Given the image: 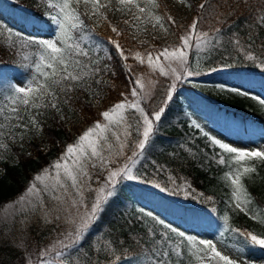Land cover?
Returning <instances> with one entry per match:
<instances>
[{"label":"snow or ice","instance_id":"6c2138e0","mask_svg":"<svg viewBox=\"0 0 264 264\" xmlns=\"http://www.w3.org/2000/svg\"><path fill=\"white\" fill-rule=\"evenodd\" d=\"M234 2L237 6L241 3L248 5L249 0H234ZM114 3L115 7H113ZM177 3L189 9L193 7L189 0H177ZM46 4L48 8L55 10V14L49 13L51 23L56 27L53 38L26 36L19 32L13 33L11 28L7 29L9 38L14 35L36 48L33 53L35 59L24 56L25 60H30L28 66L34 67L31 78L23 85H10L2 93L7 103L0 106V118L6 123H0V129L6 128L9 132L13 128L19 129L13 139L18 136L21 141L29 132L35 134L43 132L45 121L40 118L46 117L49 111L54 113L53 118L58 116L60 120L67 121L69 117L65 113V108L69 111L73 110V101L77 98L75 93L78 90L99 97L100 92L93 89L92 85L102 83L110 85V81L104 80L102 73L111 72L115 75L112 66L107 63L112 60L108 47L102 42L91 40L92 29L85 23L83 17L95 18L97 24L107 22L116 37H120L124 33L109 20L108 12L127 15L130 18L123 20V23L134 29L136 34L132 36L133 39H138L140 32H148L149 26L152 30L158 29L167 35L169 27L177 23L172 15L161 11L160 0H46ZM81 4L85 6L84 12L78 10ZM226 6L231 9L227 0H223V3L221 0H201L196 6V15L180 35V43L175 46L169 45L157 49L154 45H150L152 50L145 49L143 53L139 50L133 52L122 47L118 39L108 37L107 44L115 49L127 69L128 79L132 85L128 95L121 93L123 99L102 111L101 120L93 122L73 143L67 144L62 155L50 168L38 174L35 182L26 190V194L16 201V204L22 206V210L32 212L39 210L45 223L56 224L57 227L63 223L65 226L57 240L40 254L41 257H48L51 253H55L50 264L57 262L80 264L79 261H72L70 257L81 254V249L88 241L93 226L116 195L121 179L138 178L133 174V169L144 157L154 134L155 125L164 115L167 102L172 100L176 82L184 76L191 77L197 74L191 70L190 64L193 49L196 59H199L201 52L223 47L222 28L209 25L208 30L205 31L203 25L209 23L210 19H214L217 24L226 23L225 16L234 14L231 11L225 13L221 10ZM253 11L255 14L252 23L248 26L246 41L238 33H232L227 43L237 53L243 54L245 59L255 62L259 57L252 51L255 44L252 30L264 27V3L257 5ZM85 29H88L87 35L84 34ZM158 38L153 36V39ZM86 40L94 45L92 48L94 53L103 52L104 55L90 56L89 51L82 46ZM138 42L141 45L149 43L144 39H139ZM10 46L14 47V43H10ZM260 47L261 55H264V43H261ZM130 57L140 65H147L150 73L158 72L164 77L172 78L165 101L154 112L146 110L143 102L151 99L157 81L151 79L148 72L133 71V66L127 63ZM260 66L264 67V60L260 61ZM228 90L238 95H249L248 92L237 88ZM128 96L135 99H129ZM252 99L264 105V99L257 96H253ZM192 123L196 128L201 129L198 123L195 121ZM133 133L136 134L135 138ZM203 134L220 150L213 155L216 163L226 164L229 167L223 180L231 189L229 202L231 210L233 212L239 210L264 225V215L261 214L264 209L255 213L250 210L249 205L253 204V197L243 182L244 178L251 179L252 174L257 173L258 164L264 165V148L242 149L210 136L207 132ZM3 135V131H0V137ZM0 148L8 150V144L3 139H0ZM2 156L3 153L0 152V158ZM169 179L175 183L174 177ZM37 182L42 187L38 186ZM156 186L160 187L158 184ZM177 187L181 188L179 185ZM191 187V184L185 181V186L181 190L188 195ZM194 198L201 199V202L213 199L211 196H204L203 193ZM139 211L163 229L162 231H157L154 227L147 229L146 234L151 239L149 247L145 248L141 245L146 259L140 261V264H185L183 259L185 256L186 264H250L235 252H229L225 243L226 233L230 234L231 238L240 240L241 243L264 248V233L255 234L247 229L233 227L228 213L221 218L223 221L222 229L219 231L221 239L213 240L189 235L166 223L152 212L145 213L144 209ZM172 234L179 239H175ZM123 243L124 241L119 242L121 245ZM136 243H141L139 238ZM218 244L221 247H218ZM94 250L96 253L113 256L116 261L121 259L120 255H117L118 248L114 247V242L104 237L95 242ZM88 264H100V262L89 261Z\"/></svg>","mask_w":264,"mask_h":264},{"label":"trees","instance_id":"16d2710c","mask_svg":"<svg viewBox=\"0 0 264 264\" xmlns=\"http://www.w3.org/2000/svg\"><path fill=\"white\" fill-rule=\"evenodd\" d=\"M45 2L46 0H0V17L22 28L26 36H33L30 32H49L54 24L46 14ZM189 2L193 7L189 9L191 13L189 20L185 21L182 15L176 12L171 0H160L161 11L172 15L177 22L175 26L169 27L170 34L179 37L192 22L196 15V6L201 0H189ZM221 2L223 3V0ZM261 3H264V0H249L248 5L241 3L237 6L234 0H227L231 9L226 6L221 10L225 13L231 11L234 14L225 16L226 23L217 24L214 19H210L209 23L203 25L205 31L208 30L209 25L221 27L224 37L223 47L207 50V57L203 62V72L208 71L207 77L210 80L258 89L264 95V67L260 66V61L264 60L260 47L261 43H264V27L252 30L255 40L252 51L259 57L255 62L245 59L243 54L237 53L227 43L232 33H238L246 41L248 26L252 23L255 14L253 10ZM79 11L84 12L82 8ZM108 17L123 31L122 36L116 37L107 22H103V28H99L91 19L83 18L92 29L91 40L104 43L112 55V60L107 63L112 66L115 75L111 72L102 73L104 80L110 81V85L103 83L92 85L93 89L100 92L99 97L78 90L75 93L77 98L73 101V110L69 111L65 108V113L69 117L67 121L60 120L58 116L53 118L54 113L49 111L46 117L40 118L45 121L41 134L31 132L22 141L19 137L16 139L7 137L8 150H4L0 158V208L24 192L36 174L52 166L62 155L67 144L73 143L93 122L101 120L102 111L123 99L121 93L128 95L132 85L128 79L127 69L115 49L107 44L108 37L118 39L122 47L133 52L139 50L143 53L145 49L152 50L150 45H154L157 49L167 45L164 35L158 30L148 33L150 39L146 37L144 40L149 43L141 45L138 42L140 37L132 38L136 33L132 27L123 23L125 18L120 12H108ZM84 34H88V29H85ZM153 36L159 38L153 39ZM10 43H14V47L10 46ZM82 46L89 51L90 56L104 55L103 52L94 53L92 51L94 45L88 40L84 41ZM35 50V46L28 44L27 41L0 34V95L11 85V73L30 75L34 67L28 66L30 60H25L24 56L35 59L33 56ZM127 63L133 66V71L136 73L142 72L144 65H140L131 57ZM202 83L198 86L194 82L184 80L176 82L172 100L167 102L165 113L156 123L154 134L145 150L140 164L142 172L139 174V179L120 181L116 195L93 226L88 241L84 244L87 253L85 264L89 261H99L100 264H109V262L140 264V261L146 259L141 245L145 248L149 247L151 238L146 234L147 229L149 227H154L157 231L163 229L150 217L141 214L139 209H144L145 213L152 212L166 223L189 235L193 234L188 228L194 227L197 230L205 228L213 231L219 237L223 225L221 218L225 213L231 216L233 227L247 229L255 234L264 233V225L239 210L233 212L229 207L231 189L223 180L229 167L226 164L216 163L213 155L220 150L210 143L203 132L212 135L199 124V121L191 119L193 109H196L209 120L212 127L222 130L225 135L234 138L237 136L258 138L259 135L264 134V112L259 108L247 106V96L237 94L232 98H222ZM166 92L167 89L162 91L158 98L160 102L162 101L161 104L165 101ZM249 95L253 96L252 93ZM128 98L132 97L128 96ZM193 121L198 123L203 131L196 128ZM218 158L217 156L216 159ZM169 177H174L175 183ZM153 179L160 187H157V184L154 187L148 186L146 180ZM185 181L192 186L188 190V195L181 190L185 186ZM243 182L253 197V204L249 205L250 210L255 213L264 209V165L258 164L257 173L252 174L251 179L244 178ZM178 185L181 188H178ZM200 193L213 197L212 201L201 202V199L194 198ZM261 214L264 215V212ZM172 236L179 239L175 234ZM225 236L227 237L225 241L240 246L248 259L264 257V248L241 243L227 233ZM101 237L114 242V247L118 248L117 255L121 257L119 261L113 256L95 252L94 244ZM137 238L140 244L136 243ZM120 241L124 243L121 245ZM0 248L3 249L2 244ZM7 250L10 259H16L18 250L12 246ZM183 259L186 263L187 257Z\"/></svg>","mask_w":264,"mask_h":264},{"label":"rangeland","instance_id":"374dc122","mask_svg":"<svg viewBox=\"0 0 264 264\" xmlns=\"http://www.w3.org/2000/svg\"><path fill=\"white\" fill-rule=\"evenodd\" d=\"M171 2L174 5V8L177 13H180L182 15V19L185 21L189 20L190 18V10L188 7L177 3V0H171ZM75 6V5H74ZM115 6V3L113 4ZM45 8H46V14L49 16V13L55 14V10L50 9L47 7V4L45 2ZM82 8L85 11V6L81 4L79 6V9ZM78 9V10H79ZM122 14V13H121ZM122 16L126 19H129L130 17L127 15ZM93 23L99 27L103 28V22L100 24H97L95 21V18L91 19ZM11 28L13 30V33L19 32V33H25V31L22 30L19 26H15L12 24L8 19H3L0 17V34H4L8 36L7 29ZM158 30V29H157ZM153 32L151 27L149 26V31L148 32H140L139 37L140 39H150L148 38V33ZM162 35L165 37V42L166 46L172 45H178L180 43L179 37L174 36L168 32L167 35H165L162 31L158 30ZM56 32V27L54 25L53 29H51L49 32L45 31H39V32H30L34 37L42 38V39H49L53 38ZM9 37V36H8ZM15 37L14 35L11 37ZM153 42V41H151ZM207 51L201 52L199 55V59H196L195 57V49H193V55L190 56V64H191V70L196 72V75H193L191 77L184 76L181 80H184L186 82H194V84L198 85L202 83L204 86H207L217 94L219 97L222 98H232L237 93L229 91L228 89H232L237 87L243 92H248L252 93L253 96L260 97L261 99H264V95H262L257 89H250L247 87H241L240 85L237 84H228L227 82H220V81H212L210 80L207 75L209 74L208 71L203 72L204 70V65L203 62L205 58L207 57L206 55ZM142 72L141 73H149V77L157 83L155 84V88L153 89L152 92V97L150 100L147 102H143L146 110L150 112H154L161 107L160 100H158L160 94L162 91L165 89L169 88V85L172 83V78L171 77H164L160 75L158 72L157 73H150L147 65H144L142 67ZM11 85L12 84H17V85H23L26 83V81L31 78V76L34 74V69L30 73V75H24V74H15L11 73ZM180 80V81H181ZM198 83V84H197ZM202 86V85H200ZM223 86V87H221ZM183 90H185L183 88ZM4 92V91H3ZM252 95L247 96V106L249 107H255L259 108L264 112V105H261L257 100L252 99ZM131 99H135L132 97ZM5 103H7L3 95L1 93L0 95V106H3ZM191 119H195L196 121H199L200 125L205 127L206 130L210 132L212 136H215L217 138H220L224 140L225 142L231 143L236 147L242 148V149H255V148H264V134L259 135L258 138H255L253 136H237V137H230L228 135H225L222 130L218 128H214L209 124V120L203 117L201 112H199L196 109H193V112L191 114ZM0 123H6L5 121L0 118ZM0 131H3L4 135L3 137H0V139H3L5 143H8L7 137L12 138L16 133H18L20 130L13 128L11 132H9L8 129H0ZM31 132L28 133V135ZM135 133H133V137L135 138ZM18 137V136H17ZM3 148H0V152L4 153ZM129 154H131L129 152ZM140 164H142V159ZM138 164L136 168L133 169V174L137 176L139 179V174L142 172L141 168L142 165ZM51 166L47 167L50 168ZM229 171V170H228ZM42 172L38 173L41 174ZM36 174L35 177L38 175ZM121 180H128V179H121ZM35 182V178L31 182V184ZM38 183V182H37ZM146 183L148 186H153L156 185L157 183L154 181V179L151 180H146ZM30 184V185H31ZM29 185V186H30ZM28 186V187H29ZM38 186L39 185L38 183ZM25 188L24 192L19 194L18 196L15 197V199L8 201L4 204L2 208H0V245L2 244L3 249L0 248V264H29V261L31 264H45V262L51 261L52 256L55 255V253H51L50 256L48 257H41V252L45 250L46 248H49L55 240L60 236V233L64 230V225L63 223L60 224L59 227H57L56 224H48L45 223L42 214L40 213L39 210L36 212L32 211H27V210H22V206L19 204H16V201L20 199V197L24 196L26 194V190L28 189ZM47 199V196L45 197ZM14 205V206H13ZM37 220V221H36ZM47 224V225H46ZM35 228V230H34ZM188 231L191 232L193 235L199 236L204 239H221L213 231L207 230L205 228L203 229H195L194 227L188 228ZM225 243L228 245V250L230 253L235 252L236 255L241 256L244 261L250 262V264H264V257H253L251 259H248L245 256V252L240 246H237L233 243H229L225 241ZM15 247L17 252V257L16 259H10V256L8 255L9 250L7 248ZM85 247L81 249V254H74L70 257L72 261H79L80 264H85L86 261V256L87 253H85ZM218 247H221L220 244H218ZM58 264V262H57ZM186 264V263H185Z\"/></svg>","mask_w":264,"mask_h":264}]
</instances>
